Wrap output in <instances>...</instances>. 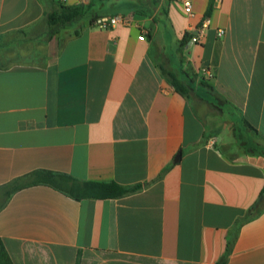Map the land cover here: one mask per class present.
Here are the masks:
<instances>
[{
  "label": "crops",
  "instance_id": "crops-1",
  "mask_svg": "<svg viewBox=\"0 0 264 264\" xmlns=\"http://www.w3.org/2000/svg\"><path fill=\"white\" fill-rule=\"evenodd\" d=\"M191 1L0 0L13 264H264V0ZM62 6L84 16L52 25ZM40 171L139 189L78 201Z\"/></svg>",
  "mask_w": 264,
  "mask_h": 264
},
{
  "label": "trees",
  "instance_id": "trees-1",
  "mask_svg": "<svg viewBox=\"0 0 264 264\" xmlns=\"http://www.w3.org/2000/svg\"><path fill=\"white\" fill-rule=\"evenodd\" d=\"M213 5L210 6V12ZM84 16V7H61L59 11L52 13L49 17L50 23L55 26L74 22ZM169 77L176 90L184 96L190 94V89L183 85L178 78L169 73ZM31 184H45L51 186L66 195L81 201L84 199H115L125 196L137 189L126 188L117 183L110 182H81L66 175H60L49 171H40L32 175ZM18 189V187L16 188ZM0 264H13L11 258L0 240Z\"/></svg>",
  "mask_w": 264,
  "mask_h": 264
},
{
  "label": "built area",
  "instance_id": "built-area-1",
  "mask_svg": "<svg viewBox=\"0 0 264 264\" xmlns=\"http://www.w3.org/2000/svg\"><path fill=\"white\" fill-rule=\"evenodd\" d=\"M70 1L72 0H59V4L60 5H64V6H68L70 4ZM77 3L81 4V5H89L91 3V0H76ZM179 2H181L184 7H185V11L187 14L191 15L193 14V4H192V1L191 0H177ZM210 19H206L202 25V28H201V32L203 33L206 29L209 28L210 26ZM132 23V20L128 17H125V16H116V17H112V18H109V19H102V20H99L97 21V25L100 27V28H108V27H114V26H117V25H123V26H129L131 25ZM225 34V31L222 30V29H219L218 30V37H223ZM146 39V33L142 34L140 36V40H145ZM199 41V38L198 37H194L193 38V42L194 43H197ZM114 44H117V43H114Z\"/></svg>",
  "mask_w": 264,
  "mask_h": 264
}]
</instances>
